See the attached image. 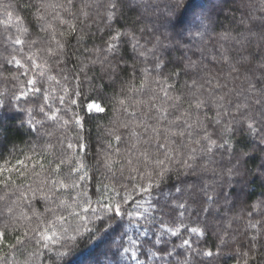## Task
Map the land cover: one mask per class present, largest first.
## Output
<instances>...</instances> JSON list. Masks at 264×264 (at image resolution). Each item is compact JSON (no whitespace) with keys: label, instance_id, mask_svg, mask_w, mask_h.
Here are the masks:
<instances>
[{"label":"trees","instance_id":"trees-1","mask_svg":"<svg viewBox=\"0 0 264 264\" xmlns=\"http://www.w3.org/2000/svg\"><path fill=\"white\" fill-rule=\"evenodd\" d=\"M81 2L89 13L106 12L104 35L115 34L112 48L121 56L143 53L154 75L162 62L161 75L176 88L190 81L212 88L218 142L208 143V166L192 183L146 182L135 192L107 179L101 185L91 175L97 159L106 175L114 164L99 151L104 130L85 114L79 91L68 107L66 93L57 97L51 80L38 79L48 65L35 37L38 29L55 35L56 21L41 20L36 0H0V264L25 256L13 248L22 236L12 225L26 206L5 195L12 169L4 161L33 144L38 129L64 190L38 233L50 264H264V0ZM85 44L103 38L89 32ZM90 104L87 113L102 111Z\"/></svg>","mask_w":264,"mask_h":264},{"label":"clouds","instance_id":"clouds-1","mask_svg":"<svg viewBox=\"0 0 264 264\" xmlns=\"http://www.w3.org/2000/svg\"><path fill=\"white\" fill-rule=\"evenodd\" d=\"M36 4L42 21H56L55 35L38 29L35 37L48 65L47 73L38 79L45 84L51 80L57 97L66 93L68 107L79 91L86 101L81 105L85 114L104 130L99 151H107L114 164L106 175L97 159L98 167L91 174L97 182L102 185L107 179L119 191L133 192L137 184L143 187L146 182L159 181L160 187L194 182L208 166V143L218 142L220 113L211 110L212 88L191 81L187 88H176L168 74L161 75L162 62L156 64L154 75L140 58L143 53L121 56L114 51L115 34L104 35L107 24H101L104 10L89 13L81 0H60L55 6L36 0ZM186 6L172 17L173 23ZM89 32L94 38L99 34L103 44L86 46ZM87 103L98 104L102 111L87 113ZM36 136L23 153L4 161V167L12 169L5 195L15 197L14 207L26 206L23 221L12 225L22 236L13 248L25 253L23 260L17 255L14 264H50L38 233L43 230L41 220L46 223L59 210L64 192L56 187L57 161L47 154L39 129Z\"/></svg>","mask_w":264,"mask_h":264},{"label":"rangeland","instance_id":"rangeland-1","mask_svg":"<svg viewBox=\"0 0 264 264\" xmlns=\"http://www.w3.org/2000/svg\"><path fill=\"white\" fill-rule=\"evenodd\" d=\"M88 107H89L90 109H92V110H97V109H98V107H97L96 104H90Z\"/></svg>","mask_w":264,"mask_h":264}]
</instances>
